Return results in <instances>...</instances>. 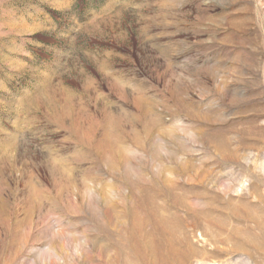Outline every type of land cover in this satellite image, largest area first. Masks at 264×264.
Listing matches in <instances>:
<instances>
[{
    "label": "rangeland",
    "instance_id": "374dc122",
    "mask_svg": "<svg viewBox=\"0 0 264 264\" xmlns=\"http://www.w3.org/2000/svg\"><path fill=\"white\" fill-rule=\"evenodd\" d=\"M0 264H264V0H0Z\"/></svg>",
    "mask_w": 264,
    "mask_h": 264
}]
</instances>
